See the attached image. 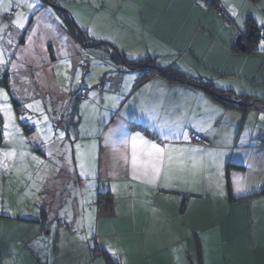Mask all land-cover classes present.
<instances>
[{
	"label": "crops",
	"instance_id": "1",
	"mask_svg": "<svg viewBox=\"0 0 264 264\" xmlns=\"http://www.w3.org/2000/svg\"><path fill=\"white\" fill-rule=\"evenodd\" d=\"M51 1L0 0V23L12 15L0 40V89L23 139L0 145L16 151L0 165V264H264V109L238 105H264V50L258 42L248 53L244 40L251 28L264 36V0H220L231 27L198 0ZM21 13L23 29L13 25ZM61 17L85 39L68 34ZM61 50L82 70V85L54 94L60 73L45 68L60 65ZM117 55L176 70L186 84L140 82ZM39 96L58 98L44 107L55 108L54 144L34 149V128L19 118L26 98ZM135 133L186 151L166 158L153 183L135 179L123 143ZM190 133L203 144H191ZM45 149L56 159L46 168L36 156L45 159Z\"/></svg>",
	"mask_w": 264,
	"mask_h": 264
},
{
	"label": "snow or ice",
	"instance_id": "2",
	"mask_svg": "<svg viewBox=\"0 0 264 264\" xmlns=\"http://www.w3.org/2000/svg\"><path fill=\"white\" fill-rule=\"evenodd\" d=\"M23 6V0H20L16 4V7H22ZM13 7L12 3L4 4L3 5V11L7 12L9 9ZM27 7L29 10H32L35 7V4L32 2L27 3ZM231 14L233 16L236 15L235 10L229 9ZM25 19L26 17L21 13L18 14L14 20L13 25L15 27H18L20 29H23L25 27ZM261 24H264V20L260 21ZM8 25H4L3 28H7ZM0 30H3L0 28ZM34 34V30H33ZM29 39H31V36H29ZM66 39V38H65ZM11 43V41H9ZM261 49L264 50V41L261 42ZM7 62L3 59V53L0 52V65H5ZM13 69L17 67L16 64L12 65ZM0 100L5 101L4 104L0 105V108L4 110L5 113V122L3 125V136L7 143H14L18 139L23 142L22 137L19 135L20 128L15 123V118L11 113V107L6 102L9 100L8 93L4 91L3 89H0ZM26 108L32 109V104H26ZM39 106L37 105V108ZM30 120L31 117L28 116H21V120ZM47 117L44 116V120L47 121ZM261 119H264V116L261 117ZM33 124L38 125V121H32ZM45 128L48 132L51 131L50 126L47 124L45 125ZM37 131L39 132V127L37 128ZM83 134V132H82ZM64 133H59V138L63 139ZM187 138V137H185ZM165 139H168V137H165ZM125 145L131 144V167H132V174L133 178L139 179L141 176L147 178V182L153 183L155 179L160 175L162 166L164 164L165 159L167 158L169 161L172 159V153L179 151L183 152L186 151L185 149H172L169 147V145H160L157 143H153L149 140L144 139L139 133L135 134H125V139L123 141ZM77 149L79 150V145H77ZM193 151H197L196 149H193ZM21 156H23V153H20ZM16 156L15 148H12L10 150H4L0 149V165H5V161L11 160ZM79 159V151L78 156ZM6 166V165H5ZM81 169H83L84 165H80ZM82 176L85 175L83 171L80 173ZM241 189L238 187L237 191H240ZM81 239H85V237H81ZM109 253L111 255H115V253L111 252V249H108Z\"/></svg>",
	"mask_w": 264,
	"mask_h": 264
},
{
	"label": "rangeland",
	"instance_id": "3",
	"mask_svg": "<svg viewBox=\"0 0 264 264\" xmlns=\"http://www.w3.org/2000/svg\"><path fill=\"white\" fill-rule=\"evenodd\" d=\"M205 8H207V7H205ZM207 9H212V5L210 8H207ZM231 20H232V18H231ZM4 25H6V22L5 23L3 22V24L0 23V28L3 29V30H0V40L2 39V35H3L4 31L7 29V28H3ZM232 25H233V22H232ZM259 43H261V42L259 41ZM99 53L100 52H98V51H90V52H88V55H91L92 57H96V56H100ZM59 57H60V60L58 63L60 65L52 66L50 68V70L48 68H45V71L49 74H51V72L60 73L57 77L58 78V81L56 84L57 93H54V94L64 93V89L66 88V86L71 88V86L74 85V87H76V89H77L79 86L82 85L81 84L82 83L81 80H82V76H83L82 70L80 68L78 69V67H76L75 69L71 68V65H70L69 61L67 60L65 54L63 53V50H61L59 52ZM62 68H64V69H62ZM66 71H70L69 74L66 75ZM61 75H63V76H61ZM92 75H95L94 67H92ZM46 96H50V95H44V98ZM44 98H40V96L35 100L32 98H26L27 102L22 106L23 111L21 112L22 113L21 116L31 117V121L27 120V119L21 120V116L19 118V120L21 121L22 124H29L34 128V134L31 135L33 137L28 139L30 146L34 149H37L36 145L39 143L40 140L42 141V143L45 146H50V145L54 144L53 140H51L52 139L51 131L48 132L47 129L45 128L47 121L44 120V116H46L48 118L47 120H49L50 118L48 115H49V113L51 114L52 111H55V108L54 109L50 108L49 109L50 112H46L44 107L46 105H49V107H50L53 103L56 104V101H58V98L56 100L55 99L50 100L49 98H47V99H44ZM4 103H5V101L0 100V105H2ZM6 103L10 105L9 100ZM65 103H66V101L64 102V104ZM67 103L69 104V102H67ZM78 103L79 102H77V104ZM26 104H32L33 108L32 109L26 108L25 107ZM37 105L39 106L38 108H37ZM10 107H11V111L14 113V111H13L14 109L12 108L11 105H10ZM65 109H67V107ZM0 113H2L0 116L1 121L5 122V113H4V110L2 108H0ZM14 115L16 116L15 113H14ZM15 120H17V119L15 118ZM32 121H38L39 124L38 125L33 124ZM38 127L40 129L39 132L37 131ZM44 151L46 152L45 156H44L45 159H43L41 156L39 157V155H36V156L38 157L41 164H44L45 168H46V166H48L49 162L54 163L56 161V159H54V155H52L51 149H45ZM60 152H61V149H60ZM46 160L48 161V163H45Z\"/></svg>",
	"mask_w": 264,
	"mask_h": 264
},
{
	"label": "trees",
	"instance_id": "4",
	"mask_svg": "<svg viewBox=\"0 0 264 264\" xmlns=\"http://www.w3.org/2000/svg\"><path fill=\"white\" fill-rule=\"evenodd\" d=\"M43 1H44V3H47V4L50 3V4L54 5L53 1H51V0H43ZM250 1L255 2L257 0H250ZM219 2H220V0H214L213 5H212V9H214V11L216 12V8L220 7L224 11H226V9L224 7H222L219 4ZM57 14L59 16H61L59 13H57ZM61 20H62L63 28L65 29V31L68 34L73 36L78 41H81V39H85L83 37V35L81 34V32H79L74 27V25L71 24V22H69V20L64 19L62 17H61ZM225 26L228 27L226 24H225ZM231 26H229V27H231ZM246 31H249V32L244 33V40L247 43V48H248L247 52L248 53H254L255 52L254 46L259 41L262 40L263 35L259 33V29L258 28H251V29H247ZM260 32L262 33V27L260 29ZM114 60H115V63H117V64L120 63V65H122L127 71H134L135 73H138V75H139V77L141 79L140 82H142V80H144L146 78H151V77H154V76H160V77H164V78L168 79L170 82L186 84V81H185L186 79L183 77V75H181L176 70H170V69L169 70H159L156 67H152L151 68L150 67L151 64H147L146 62H143V61H141V62H131V61L126 60L124 57H121V55L120 56L117 55V58H115ZM145 69H147V70L149 69L151 71V74L150 75L142 74L143 70H145ZM3 84L5 85L4 87L8 88V85H7L8 84V80H7V78H3ZM210 88L211 87L206 86L205 87V91L207 93H209L211 96H214L215 99L222 100L220 97L215 95L213 90H211ZM82 95L83 94L81 93V95L78 96V101H84L86 99V94H85L84 99H81ZM11 103H12V105L14 107H16L17 103L15 102V100L12 99ZM224 104L227 105V106H230V107H234L233 104L228 103V102L227 103L224 102ZM3 139H4L3 131H2V128L0 127V145L3 143Z\"/></svg>",
	"mask_w": 264,
	"mask_h": 264
},
{
	"label": "built area",
	"instance_id": "5",
	"mask_svg": "<svg viewBox=\"0 0 264 264\" xmlns=\"http://www.w3.org/2000/svg\"><path fill=\"white\" fill-rule=\"evenodd\" d=\"M199 2L203 6H205L207 8H210L211 5H213L214 0H199ZM216 13L219 15V17L223 20V22L228 27L232 25V20L230 19L229 14L226 11H224L222 8L217 7L216 8ZM262 17L264 18V11L262 12ZM4 20H5L6 23H10L11 20H12V15L11 14H7L4 17ZM262 31L264 32V24L262 26ZM262 40L264 41V36H263ZM142 74H144V75H150L151 74V71L149 69L148 70L145 69V70H143ZM84 97H85V94L82 95L81 99H84ZM238 104H240V106L241 107H244V108H248V107H255V108L256 107H261V108L264 109L263 103L261 104V102L253 101V100H250V101H245V100L244 101H239ZM189 141L193 145H202L203 144V139L200 138V137H198V136H196L195 134H192V133L189 134Z\"/></svg>",
	"mask_w": 264,
	"mask_h": 264
},
{
	"label": "water",
	"instance_id": "6",
	"mask_svg": "<svg viewBox=\"0 0 264 264\" xmlns=\"http://www.w3.org/2000/svg\"><path fill=\"white\" fill-rule=\"evenodd\" d=\"M237 46L239 47V50L240 51H244L245 48L243 46L240 45V39H237V42H236ZM257 101V100H256ZM258 102H261V101H258ZM262 103V102H261ZM240 106V104H238Z\"/></svg>",
	"mask_w": 264,
	"mask_h": 264
}]
</instances>
